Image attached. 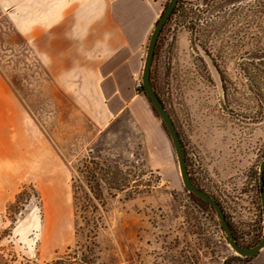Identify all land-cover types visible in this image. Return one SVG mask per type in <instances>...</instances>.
I'll list each match as a JSON object with an SVG mask.
<instances>
[{
	"label": "rangeland",
	"instance_id": "1",
	"mask_svg": "<svg viewBox=\"0 0 264 264\" xmlns=\"http://www.w3.org/2000/svg\"><path fill=\"white\" fill-rule=\"evenodd\" d=\"M152 1L137 54L99 62L92 78L59 76L61 62L51 69L37 60L0 10L4 264L35 257L82 264V254L88 264H244L252 257L233 251L213 208L184 188L170 137L141 89L148 37L168 0ZM182 1L208 4L191 14V26L177 13L166 20L149 79L191 180L220 204L236 241L251 246L263 230L264 74L252 87L240 68L264 61V0ZM96 164L107 184L114 171L127 186L103 188L98 199L87 173ZM101 202L92 213L88 204ZM92 214L100 216L94 236Z\"/></svg>",
	"mask_w": 264,
	"mask_h": 264
},
{
	"label": "crops",
	"instance_id": "2",
	"mask_svg": "<svg viewBox=\"0 0 264 264\" xmlns=\"http://www.w3.org/2000/svg\"><path fill=\"white\" fill-rule=\"evenodd\" d=\"M0 10L37 60L51 69L61 62L59 76L92 78L99 62L137 54L155 6L152 0H0ZM244 264H264V246Z\"/></svg>",
	"mask_w": 264,
	"mask_h": 264
},
{
	"label": "water",
	"instance_id": "3",
	"mask_svg": "<svg viewBox=\"0 0 264 264\" xmlns=\"http://www.w3.org/2000/svg\"><path fill=\"white\" fill-rule=\"evenodd\" d=\"M178 0H168L166 5L164 6L162 12L160 13L158 19L156 20L150 35L148 37L145 55L142 64L141 70V85L144 91L145 96L151 102L153 108L157 112L158 116L160 117L173 146L176 161L178 165V170L180 174V178L184 188L202 199L204 202L208 203L214 210L215 215L218 219L219 225L224 231V238L228 245L235 251L237 254L241 256H254L258 253L259 249L264 246V190L262 189L263 184V171H264V158L260 161L258 165V187H259V195H260V203L262 208V222H263V230L262 236L259 241L251 246H243L240 245L236 239L234 238L232 229L225 218L224 212L220 206V204L210 195H208L205 191L201 188L196 186L194 182L191 180L190 175L187 170L184 151L182 147V143L176 127L168 114L166 108L164 107L162 101L160 100L159 96L157 95L156 91L154 90L150 79H149V70L150 64L153 57L154 47L157 41V37L165 24L166 20L168 19L169 15L171 14L172 10L176 6Z\"/></svg>",
	"mask_w": 264,
	"mask_h": 264
},
{
	"label": "trees",
	"instance_id": "4",
	"mask_svg": "<svg viewBox=\"0 0 264 264\" xmlns=\"http://www.w3.org/2000/svg\"><path fill=\"white\" fill-rule=\"evenodd\" d=\"M207 4H208L207 2H203V4H202V3H197V2L196 3L189 2V1L183 2L182 0H178L176 6L172 10V12L168 18H170L171 15L177 13L178 17H180V19H181L182 24L186 22V23H188V25H190L192 23L191 14L195 13V10H202V11L206 10V9H199L198 7L200 5L206 7ZM258 52H259V50H258ZM240 69L242 71L243 77L245 79L250 80L252 87H254L257 84V81L255 84L256 78H258L262 73L264 74V61H262L261 58L258 59L256 62L251 61L250 63H247L246 65H244ZM254 71H256V72H254ZM141 89L143 90V88H141ZM95 168L98 170H95ZM95 168H94V170L89 171L87 173H89L88 176L92 179V181H94L93 184H90L89 190L98 199H101L103 188L109 193L110 189L119 190V189H122L125 186H127L126 180H124V179L120 180L117 177L118 173L114 172V171H113V176H112L113 180H111V183H113V185L107 184L108 182H106V180L104 179V177H105L104 176V170L105 169L102 168L101 166H97V164H96ZM110 173H112V171ZM262 178H263L262 189L264 190V171H263ZM101 183H102V185H104V187L101 185ZM135 186H136L135 184L130 185V188L132 189L130 192H133V193L136 192ZM130 195H131L130 193L127 194L128 197ZM88 205L92 209L91 211L93 213L94 210L98 209L99 206H102V202L100 204L90 203ZM99 219H100V216H94L93 214L89 219L91 221V225H90V228L88 229V231H89V233L92 234V236H94V234L98 228ZM91 243H92V241H91ZM68 259L69 258L60 257V258L55 260L54 264H72V262H70V260H68ZM79 260L82 262V264H88L89 263L87 261V256L84 254H82V256L80 257Z\"/></svg>",
	"mask_w": 264,
	"mask_h": 264
},
{
	"label": "built area",
	"instance_id": "5",
	"mask_svg": "<svg viewBox=\"0 0 264 264\" xmlns=\"http://www.w3.org/2000/svg\"><path fill=\"white\" fill-rule=\"evenodd\" d=\"M32 264H47L46 262L44 261H39L36 257L34 258L33 260V263Z\"/></svg>",
	"mask_w": 264,
	"mask_h": 264
}]
</instances>
